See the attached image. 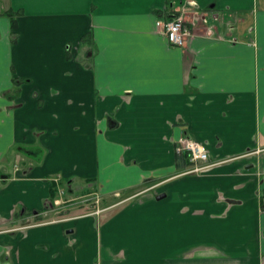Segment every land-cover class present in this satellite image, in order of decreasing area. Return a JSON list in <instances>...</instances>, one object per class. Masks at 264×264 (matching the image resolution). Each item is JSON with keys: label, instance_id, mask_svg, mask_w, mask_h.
Wrapping results in <instances>:
<instances>
[{"label": "crops", "instance_id": "obj_1", "mask_svg": "<svg viewBox=\"0 0 264 264\" xmlns=\"http://www.w3.org/2000/svg\"><path fill=\"white\" fill-rule=\"evenodd\" d=\"M54 177L122 203L97 225ZM262 196L264 0H0V264H264Z\"/></svg>", "mask_w": 264, "mask_h": 264}, {"label": "built area", "instance_id": "obj_2", "mask_svg": "<svg viewBox=\"0 0 264 264\" xmlns=\"http://www.w3.org/2000/svg\"><path fill=\"white\" fill-rule=\"evenodd\" d=\"M156 29L165 35L169 44L178 47L184 46L191 36L189 25L185 22L183 15L175 12H172V16L168 20H158ZM175 151L178 154H185L189 163L184 174L199 173L213 165L208 161V152L205 146L190 137L182 136L176 143ZM58 203V199H54L52 202L53 205ZM261 203L264 207V196H262ZM262 213H264V208Z\"/></svg>", "mask_w": 264, "mask_h": 264}, {"label": "rangeland", "instance_id": "obj_3", "mask_svg": "<svg viewBox=\"0 0 264 264\" xmlns=\"http://www.w3.org/2000/svg\"><path fill=\"white\" fill-rule=\"evenodd\" d=\"M60 178L54 177L51 178V181L54 182L56 195L55 199L59 200V203L54 206H66L72 207L78 213H91L96 219V224L98 225L99 220L110 217L115 210L120 207L121 197H109L102 198L98 193L95 192V188L88 184H83V188L77 190H69L66 187V184L59 180ZM160 184L153 185L150 190L156 192V188ZM138 198V195H134L127 199ZM126 201V202H127ZM51 206V203L47 204Z\"/></svg>", "mask_w": 264, "mask_h": 264}, {"label": "trees", "instance_id": "obj_4", "mask_svg": "<svg viewBox=\"0 0 264 264\" xmlns=\"http://www.w3.org/2000/svg\"><path fill=\"white\" fill-rule=\"evenodd\" d=\"M13 14H14V13H11V15H13ZM12 26H13V27L16 26L15 18H12ZM90 38H91V33L88 32V33L82 35V37H81V41H82L83 44H86V45L89 46V44H90ZM66 52H67V57H71V56H70V48H69V45H66ZM19 147H22V146H19ZM22 149L24 150V155L28 157V155H29V151H28L27 149H25V148H22ZM178 155L186 157L185 154H183V153L178 154ZM30 163H31V164H30L28 167H26V168L24 169V171L29 170V168L35 166V164H36V163H39V162H38V161H34V162H33V161L30 159ZM55 195H56V189H55V187H54V188H51V190H50V197H49V199L47 200V201H48L47 203H52V201L55 199ZM51 206H54V205L51 204ZM23 209H24V208H23L22 206H19L17 212L15 213L17 217H20L21 215H23V214L25 213V212L23 211ZM32 212H33V211H32ZM32 212H26V213H28V214L31 215ZM34 212L38 213L39 211H34ZM56 216H57V217H62V216H63V213L58 212ZM46 219H48V217H47ZM40 220H42L41 217H37V218L34 219V221H36V222H40Z\"/></svg>", "mask_w": 264, "mask_h": 264}, {"label": "water", "instance_id": "obj_5", "mask_svg": "<svg viewBox=\"0 0 264 264\" xmlns=\"http://www.w3.org/2000/svg\"><path fill=\"white\" fill-rule=\"evenodd\" d=\"M164 196H165L164 193H159V194L156 195V199H161V198H163Z\"/></svg>", "mask_w": 264, "mask_h": 264}]
</instances>
